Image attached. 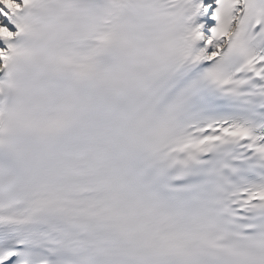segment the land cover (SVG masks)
I'll use <instances>...</instances> for the list:
<instances>
[{"label":"snow or ice","instance_id":"1","mask_svg":"<svg viewBox=\"0 0 264 264\" xmlns=\"http://www.w3.org/2000/svg\"><path fill=\"white\" fill-rule=\"evenodd\" d=\"M0 264H264V0H0Z\"/></svg>","mask_w":264,"mask_h":264}]
</instances>
